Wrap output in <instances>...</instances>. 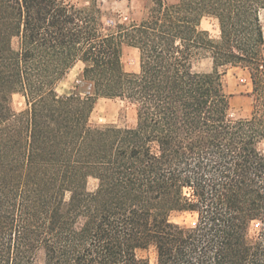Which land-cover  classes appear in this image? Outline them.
I'll use <instances>...</instances> for the list:
<instances>
[{
    "label": "trees",
    "instance_id": "obj_1",
    "mask_svg": "<svg viewBox=\"0 0 264 264\" xmlns=\"http://www.w3.org/2000/svg\"><path fill=\"white\" fill-rule=\"evenodd\" d=\"M261 11L264 0H150L139 22L110 29L95 5L0 0V264H151L149 251L153 264H264ZM200 56L210 72L195 70ZM79 62L84 95L57 96ZM226 66L250 75L247 119L229 118ZM99 98L133 105L136 127L91 128Z\"/></svg>",
    "mask_w": 264,
    "mask_h": 264
},
{
    "label": "rangeland",
    "instance_id": "obj_2",
    "mask_svg": "<svg viewBox=\"0 0 264 264\" xmlns=\"http://www.w3.org/2000/svg\"><path fill=\"white\" fill-rule=\"evenodd\" d=\"M78 8L89 9L97 6L101 11V22L105 28L114 29L117 24L129 25L139 22L144 18L146 10L150 5V0H66ZM166 4L175 3L178 0H163ZM260 23L264 38V11H261ZM200 28L208 32L212 40L219 38V30L216 20L203 18ZM264 54V44H263ZM122 67L127 73H137L139 70V59L137 49L124 45L121 53ZM195 70L200 72H210L212 68L211 60L208 56H200L194 64ZM83 64L77 63L67 74L58 82L55 87L57 96L69 95L73 92L84 95L85 87L80 80ZM222 82L225 92L230 97L229 118L231 120L247 119L253 109V99L251 96L252 85L250 75L247 70L226 66L220 68ZM11 106L15 112H20L26 108L24 98L13 95ZM137 123L136 111L133 105L121 100H109L99 98L96 100L94 108L90 114L89 126L106 127L117 126L121 128H135ZM260 149L264 153V142L260 144ZM97 180L89 178L87 189L94 191L97 187ZM171 221L180 225L192 226L195 216L190 213H173ZM140 255L146 256L153 264L154 255L151 251L141 252Z\"/></svg>",
    "mask_w": 264,
    "mask_h": 264
}]
</instances>
